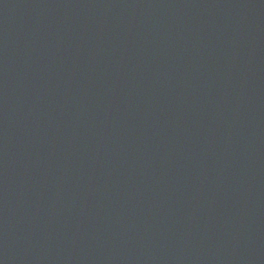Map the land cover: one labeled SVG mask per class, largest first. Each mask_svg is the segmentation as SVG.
I'll return each instance as SVG.
<instances>
[{"label":"water","instance_id":"obj_1","mask_svg":"<svg viewBox=\"0 0 264 264\" xmlns=\"http://www.w3.org/2000/svg\"><path fill=\"white\" fill-rule=\"evenodd\" d=\"M0 264H264V0H0Z\"/></svg>","mask_w":264,"mask_h":264}]
</instances>
